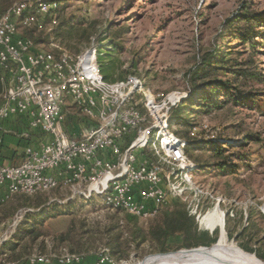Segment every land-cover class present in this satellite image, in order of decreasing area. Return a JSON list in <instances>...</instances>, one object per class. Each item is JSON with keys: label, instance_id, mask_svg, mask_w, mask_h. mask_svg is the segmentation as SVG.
Returning <instances> with one entry per match:
<instances>
[{"label": "built area", "instance_id": "1", "mask_svg": "<svg viewBox=\"0 0 264 264\" xmlns=\"http://www.w3.org/2000/svg\"><path fill=\"white\" fill-rule=\"evenodd\" d=\"M58 5L19 0L0 13V203L17 193L67 189L71 198L99 197L105 207L145 221L173 197L206 230L208 217L224 214L218 207L224 199L191 178L198 165L187 157L188 140L175 133L171 118L183 95L154 93L135 75L104 79L93 42L75 54L60 47L54 52L19 33L41 28L45 16L52 15L54 23ZM198 128L193 125L190 134ZM216 140L221 146L232 143ZM205 200L213 212L202 211ZM0 264L118 263L101 245L80 253L61 246Z\"/></svg>", "mask_w": 264, "mask_h": 264}, {"label": "rangeland", "instance_id": "2", "mask_svg": "<svg viewBox=\"0 0 264 264\" xmlns=\"http://www.w3.org/2000/svg\"><path fill=\"white\" fill-rule=\"evenodd\" d=\"M15 1L19 0L12 3ZM58 4L55 22H51L52 15L45 16L41 32L35 33L41 39L36 43L38 47L54 52L60 47L75 54L93 42L109 50L108 56L102 51L101 54L110 81L135 75L154 93H181L183 98L174 108L172 125L190 141L187 157L198 165L191 178L212 195L223 197L224 202L218 207L224 212L226 241L264 263V20L253 28V46L232 38L235 26L229 28L236 19L243 20L246 13L263 15L264 0H59ZM243 25L237 27L243 29ZM23 32L19 30L21 35ZM216 53L229 58L224 64L229 69L260 74V80L239 74L233 82L245 96L240 105L218 94L222 103L205 108L200 99L194 98L199 93H191L189 72L204 58L216 57ZM215 77L232 81L227 74L217 73L211 79ZM250 95L252 100L248 98ZM193 125L199 128L191 135ZM218 138L232 143L221 146ZM70 195L67 189L50 192L53 199L68 200L52 201L50 206L56 208L55 215L38 218L36 228L40 236L29 244L28 253L17 259L6 253L0 260L13 262L32 252L69 248L65 235L70 226L81 233L84 228L80 225L103 228L108 223L112 210L100 204L99 197L87 201ZM174 205L186 208L181 200ZM201 208L213 210V204L205 200ZM26 209H18L0 225V245L11 241L21 222L14 229L10 225L19 215H23V221L29 213H24ZM229 210L233 211V217L228 215ZM147 222L139 221L144 226ZM102 228L93 235L96 243L92 247L88 248L84 242L77 251L93 252L104 245ZM199 231H206L217 240L220 236L219 227L212 232ZM62 237L64 241H58ZM71 244L77 246L76 241ZM177 244V238L170 239L165 253L177 251ZM157 253L147 241L133 247L127 259L116 261L132 264Z\"/></svg>", "mask_w": 264, "mask_h": 264}, {"label": "trees", "instance_id": "3", "mask_svg": "<svg viewBox=\"0 0 264 264\" xmlns=\"http://www.w3.org/2000/svg\"><path fill=\"white\" fill-rule=\"evenodd\" d=\"M12 2L13 0H0V13L4 12ZM263 15H251L246 13L244 19L240 20V22H238L239 19L233 21L229 25V28L235 26V30H232L231 32V37L242 43L250 42V46H253V44H255L252 42L253 28L264 20ZM240 23L244 24L243 29L237 27ZM23 31L22 36L31 39L34 43L41 40L39 35L35 34L41 32L40 28L26 27L23 28ZM98 49L97 62L100 71L104 79L110 80V74L104 65L102 57V54L108 56L109 53H107V51L109 50L106 47H98ZM228 60L229 58L226 57L224 53H216V57H208V59L204 58L192 71L189 72L188 78L192 86L191 93L193 95L199 93V96H194V98L200 99V101L203 102L201 104H203L205 108L219 106L222 103V101L217 99L218 94H222L225 97L224 100L227 98V100H230L237 105L242 104L245 96L241 95L237 87L233 85V82H235V79H237L239 74L247 76L250 79L260 80L259 73L247 71L246 69H240V73H238L237 69H229L225 67L224 64L227 63ZM245 72L250 73L245 74ZM217 73H221L222 75L227 74V76L230 75L232 81L218 77L211 79V76ZM199 86H201L200 90L198 89ZM1 90L2 85L0 82V92ZM248 98L251 99L252 95ZM173 113L174 109L171 113L172 119L175 118V115H172ZM175 133L180 135L177 130H175ZM189 144L190 141L188 140V146ZM187 147L185 149L186 155ZM54 190L59 189H53L47 192H34L32 194L17 193L13 194V197H10L11 200L7 201L5 204L0 203V225L12 218L15 212L20 208L35 210L24 215V219L18 226V231L13 235L11 241L0 245V257L8 253L9 258L17 259L21 254L29 252V244L40 236V233L36 228L40 217H52L57 211L56 208L50 206L52 202H49L51 199L49 193ZM110 215L108 223L103 226V228L101 227V233H103L106 239L104 245L109 247L111 255L117 260L127 259L133 247H138L140 244L147 241L152 244L155 252L165 253L167 242L173 238L179 240L176 250L190 249L198 246L208 247L214 244L217 240L216 237L209 236L206 231H199L194 218L189 216L186 208L180 205H174L172 207L163 206L154 217L147 219L148 222L145 226L139 223V221L142 220L133 215L127 214L120 209L112 210ZM80 226L84 228L83 232L77 233L76 229L73 230L71 229L72 226H70L65 235L68 240L67 244H69L68 249L73 253H80L81 251L77 250L82 249L81 244H85L84 242H86L88 248L92 247L94 243H96L93 235L99 233L101 230L99 227H87L86 225ZM83 234L87 237L84 238ZM58 241H64V237H62L61 240L58 239ZM74 241H76L78 247H74L71 244Z\"/></svg>", "mask_w": 264, "mask_h": 264}, {"label": "bare ground", "instance_id": "4", "mask_svg": "<svg viewBox=\"0 0 264 264\" xmlns=\"http://www.w3.org/2000/svg\"><path fill=\"white\" fill-rule=\"evenodd\" d=\"M210 212H213V210H210ZM223 216L224 214L219 212L216 216L217 220L215 217L210 216L207 218L206 223H204L205 228L211 232L216 227L220 229V236L217 244L212 248L176 252L164 256H148L132 264H217L219 259L230 261L234 264H264L263 261L261 262L254 255L246 253L233 243H228L226 241L223 229Z\"/></svg>", "mask_w": 264, "mask_h": 264}, {"label": "water", "instance_id": "5", "mask_svg": "<svg viewBox=\"0 0 264 264\" xmlns=\"http://www.w3.org/2000/svg\"><path fill=\"white\" fill-rule=\"evenodd\" d=\"M217 241L212 244L211 246H198V247H195V248H190V249H180V250H177V251H174V252H168V253H157V254H153V255H148V256H164V255H167V254H170V253H176V252H187V251H194V250H198V249H210L212 248L214 245L217 244ZM146 256V257H148ZM145 258V257H144ZM217 264H234L233 262H230V261H226V260H223V259H219L217 261Z\"/></svg>", "mask_w": 264, "mask_h": 264}, {"label": "crops", "instance_id": "6", "mask_svg": "<svg viewBox=\"0 0 264 264\" xmlns=\"http://www.w3.org/2000/svg\"><path fill=\"white\" fill-rule=\"evenodd\" d=\"M6 141L7 142H10V139L7 138ZM175 202L178 203L179 200L178 199H175L173 197H169L167 203L165 204V207H172L174 204H176Z\"/></svg>", "mask_w": 264, "mask_h": 264}]
</instances>
